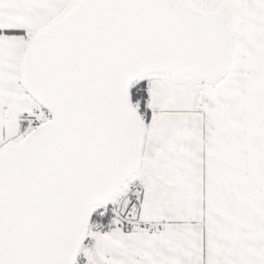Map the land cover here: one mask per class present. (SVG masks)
Listing matches in <instances>:
<instances>
[{"label": "snow or ice", "instance_id": "snow-or-ice-1", "mask_svg": "<svg viewBox=\"0 0 264 264\" xmlns=\"http://www.w3.org/2000/svg\"><path fill=\"white\" fill-rule=\"evenodd\" d=\"M0 264H264V0H0Z\"/></svg>", "mask_w": 264, "mask_h": 264}]
</instances>
